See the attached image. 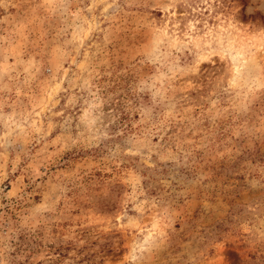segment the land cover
<instances>
[{
  "label": "rangeland",
  "instance_id": "374dc122",
  "mask_svg": "<svg viewBox=\"0 0 264 264\" xmlns=\"http://www.w3.org/2000/svg\"><path fill=\"white\" fill-rule=\"evenodd\" d=\"M0 264H264V0H0Z\"/></svg>",
  "mask_w": 264,
  "mask_h": 264
}]
</instances>
